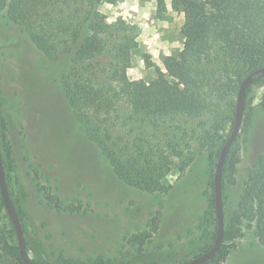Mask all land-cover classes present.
I'll return each instance as SVG.
<instances>
[{"label": "rangeland", "instance_id": "374dc122", "mask_svg": "<svg viewBox=\"0 0 264 264\" xmlns=\"http://www.w3.org/2000/svg\"><path fill=\"white\" fill-rule=\"evenodd\" d=\"M101 6L108 22L121 17L139 29L141 45L128 71L131 79L154 78L155 67L162 68L160 55L181 47L183 15L171 7L158 18L156 0H117ZM69 62L66 55H41L25 33L0 14V150L28 256L49 264H181L201 254L216 231L211 183L217 157L203 152L181 176L172 169L163 180L169 187L165 192L147 194L128 187L67 104L60 77ZM263 93L264 81L252 84L243 101L242 124L230 148L239 162L233 176L227 163L221 178L224 226L248 171L264 151V110L258 106ZM45 190L63 206L75 203L81 210L52 209L44 200ZM3 215L9 223L5 210ZM153 217L158 229L152 237L143 244L132 242ZM7 226L12 228L11 223ZM224 264H264V244L253 229L243 230Z\"/></svg>", "mask_w": 264, "mask_h": 264}, {"label": "trees", "instance_id": "16d2710c", "mask_svg": "<svg viewBox=\"0 0 264 264\" xmlns=\"http://www.w3.org/2000/svg\"><path fill=\"white\" fill-rule=\"evenodd\" d=\"M116 1L0 0V14L18 26L41 55L69 56L60 87L114 175L137 191L165 192L169 187L163 180L172 169L181 176L203 152L218 157L232 127L240 82L264 67V0H170L172 11L183 15L181 47L160 55L162 68L156 66L149 80L128 76L140 48L139 29L121 17L108 22L100 7ZM165 11V1L156 0L158 18ZM262 81L264 77L248 85L244 98L252 84ZM258 106L264 110V93ZM229 155L230 150L222 176L227 163L231 176L236 171L239 157L232 154L227 161ZM44 200L58 212L78 213L82 208L75 203L63 206L46 190ZM211 205L214 208L213 200ZM3 211L0 194V264H23ZM157 229L153 217L147 230L131 241L143 244ZM244 229H253L264 244V151L247 173L222 244L203 264H224Z\"/></svg>", "mask_w": 264, "mask_h": 264}, {"label": "water", "instance_id": "95a60500", "mask_svg": "<svg viewBox=\"0 0 264 264\" xmlns=\"http://www.w3.org/2000/svg\"><path fill=\"white\" fill-rule=\"evenodd\" d=\"M262 77H264V67L250 72L240 82L235 97V109H234L232 127L224 144L222 145L219 151L216 160V165L212 180L214 213H215V221H216V234L214 241L212 245L208 248V250L181 264L205 263L215 255V253L217 252V250L219 249L220 245L223 242L224 219H223V202H222V189H221L222 170L228 152L240 131V127L243 120V101H244V94L246 87ZM0 194L3 202L4 210L11 222L12 228L15 233L19 257L22 260L23 264H34L31 258L27 254L19 218L9 196V192L5 180V174L3 170L1 152H0ZM100 264H130V263L119 262V263H100Z\"/></svg>", "mask_w": 264, "mask_h": 264}, {"label": "crops", "instance_id": "0c3cea01", "mask_svg": "<svg viewBox=\"0 0 264 264\" xmlns=\"http://www.w3.org/2000/svg\"><path fill=\"white\" fill-rule=\"evenodd\" d=\"M165 3H166V10L168 11L169 7H170V0H165ZM102 7V6H101ZM138 43H139V46L141 45V42L138 40ZM148 53H151L152 54V51L151 50H148Z\"/></svg>", "mask_w": 264, "mask_h": 264}]
</instances>
